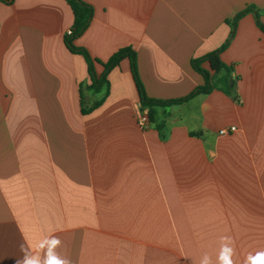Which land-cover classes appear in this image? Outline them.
Instances as JSON below:
<instances>
[{"label":"crops","instance_id":"crops-1","mask_svg":"<svg viewBox=\"0 0 264 264\" xmlns=\"http://www.w3.org/2000/svg\"><path fill=\"white\" fill-rule=\"evenodd\" d=\"M81 1L93 12L75 46L102 62L131 47L153 99L203 85L190 61L226 42V20L253 6L264 25V0ZM72 22L65 0L0 1V264L52 235L72 264H200L205 254L217 264L222 237L234 264L264 251V34L254 15L236 22L220 56L238 101L214 90L171 106L162 132L137 125L127 60L82 114L86 63L63 42ZM82 91L87 105L100 98Z\"/></svg>","mask_w":264,"mask_h":264},{"label":"trees","instance_id":"trees-1","mask_svg":"<svg viewBox=\"0 0 264 264\" xmlns=\"http://www.w3.org/2000/svg\"><path fill=\"white\" fill-rule=\"evenodd\" d=\"M1 2L10 5L14 0H0ZM73 15V22L69 29L71 33L65 35L63 42L67 50L75 55L83 57L86 63L87 74L89 76V84L84 87L81 86L80 99H81V112L86 115L99 107L104 98L108 95V80L109 72L119 64L127 60L129 63V70L135 84V88L139 98V105L141 110L147 111V116L150 124H155L158 132H162L164 128L165 119L169 116L167 109L171 106L181 105L198 95H206L212 91H220L234 101H238V96L235 92V80L233 76V66L225 64L221 60V53L227 48L233 36L236 22L245 14L252 13L255 18L257 28L264 34V25L260 21V11L253 6H247L243 11L237 13L232 20H226V23L231 27L229 38L224 44L214 51L206 55L191 59L190 65L192 69L203 78V85L196 87L188 95L177 99H153L147 96L142 81L139 77L137 70L136 52L131 47L121 48L113 53L109 59L102 62L98 59L91 57L88 51L84 48L77 47L74 41L86 30L92 17V7L81 0H65ZM207 62L209 69H204L202 64ZM100 65L102 72L96 73L95 66ZM232 79V85L229 80ZM84 89L86 92L93 96L100 95L97 101L87 105Z\"/></svg>","mask_w":264,"mask_h":264},{"label":"clouds","instance_id":"clouds-1","mask_svg":"<svg viewBox=\"0 0 264 264\" xmlns=\"http://www.w3.org/2000/svg\"><path fill=\"white\" fill-rule=\"evenodd\" d=\"M217 264H234L232 259L234 249L230 246L231 237H222ZM62 241L58 236L52 235L41 239L35 248V251H29L22 244L20 251L23 253L21 258L16 260V264H72L71 259L66 255H61L58 251ZM200 264H213L211 258L205 254L200 260ZM245 264H264V251H257L255 254H249Z\"/></svg>","mask_w":264,"mask_h":264},{"label":"built area","instance_id":"built-area-1","mask_svg":"<svg viewBox=\"0 0 264 264\" xmlns=\"http://www.w3.org/2000/svg\"><path fill=\"white\" fill-rule=\"evenodd\" d=\"M71 33L70 30H68L66 32L67 35H69ZM149 120H148V116H147V111L146 110H142L139 115L137 116V125L141 128V129H147L149 127ZM235 130V127H230L228 129H221L219 130V134L220 135H224L228 132H232Z\"/></svg>","mask_w":264,"mask_h":264},{"label":"water","instance_id":"water-1","mask_svg":"<svg viewBox=\"0 0 264 264\" xmlns=\"http://www.w3.org/2000/svg\"><path fill=\"white\" fill-rule=\"evenodd\" d=\"M229 84L232 85V79L229 80Z\"/></svg>","mask_w":264,"mask_h":264}]
</instances>
